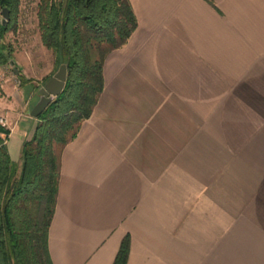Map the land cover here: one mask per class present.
<instances>
[{
	"label": "crops",
	"instance_id": "crops-1",
	"mask_svg": "<svg viewBox=\"0 0 264 264\" xmlns=\"http://www.w3.org/2000/svg\"><path fill=\"white\" fill-rule=\"evenodd\" d=\"M214 1L131 0L138 26L62 153L54 264H113L127 234L128 264H264V0Z\"/></svg>",
	"mask_w": 264,
	"mask_h": 264
},
{
	"label": "trees",
	"instance_id": "trees-1",
	"mask_svg": "<svg viewBox=\"0 0 264 264\" xmlns=\"http://www.w3.org/2000/svg\"><path fill=\"white\" fill-rule=\"evenodd\" d=\"M207 1L217 8L214 0ZM20 2L0 0V6L16 16ZM37 16L42 42L54 52L57 68L66 64L67 80L63 91L34 117L37 124L23 142L21 164L9 151L11 129L0 121V264H54L49 232L63 150L99 101L107 56L138 26L131 0H40ZM6 28L0 26V40ZM5 48L1 46L0 66L9 59ZM130 248L127 234L113 264H128Z\"/></svg>",
	"mask_w": 264,
	"mask_h": 264
},
{
	"label": "rangeland",
	"instance_id": "rangeland-1",
	"mask_svg": "<svg viewBox=\"0 0 264 264\" xmlns=\"http://www.w3.org/2000/svg\"><path fill=\"white\" fill-rule=\"evenodd\" d=\"M39 2L21 0L18 14L14 16L10 11L7 22H4L0 6V26H7L0 40V51L1 46L6 45L4 51L9 55L8 62L0 66V118L4 119L7 127L13 126L21 114H26V109L29 110L33 101L39 99L40 88L59 69L54 52L41 39L37 16ZM20 136L17 130L11 136L12 151ZM13 157L17 162L21 161L20 157Z\"/></svg>",
	"mask_w": 264,
	"mask_h": 264
},
{
	"label": "water",
	"instance_id": "water-1",
	"mask_svg": "<svg viewBox=\"0 0 264 264\" xmlns=\"http://www.w3.org/2000/svg\"><path fill=\"white\" fill-rule=\"evenodd\" d=\"M3 14L5 17L4 22H7L10 19V10L8 7L3 8ZM66 80L67 66L66 64H62L58 71L40 88V97L29 109V115L32 117H38L55 99V97L63 91Z\"/></svg>",
	"mask_w": 264,
	"mask_h": 264
},
{
	"label": "built area",
	"instance_id": "built-area-1",
	"mask_svg": "<svg viewBox=\"0 0 264 264\" xmlns=\"http://www.w3.org/2000/svg\"><path fill=\"white\" fill-rule=\"evenodd\" d=\"M0 121H1L3 124H6V122L4 121L3 118H0Z\"/></svg>",
	"mask_w": 264,
	"mask_h": 264
}]
</instances>
